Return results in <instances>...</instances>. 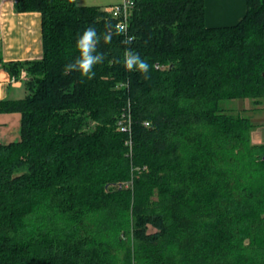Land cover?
Masks as SVG:
<instances>
[{
    "label": "trees",
    "instance_id": "1",
    "mask_svg": "<svg viewBox=\"0 0 264 264\" xmlns=\"http://www.w3.org/2000/svg\"><path fill=\"white\" fill-rule=\"evenodd\" d=\"M131 1L126 34L107 6L15 0L41 13L43 55L3 63L27 94L0 100L22 115L0 143V264H264V141L223 104L264 101V0L227 26L205 0ZM89 26L92 79L65 72Z\"/></svg>",
    "mask_w": 264,
    "mask_h": 264
},
{
    "label": "crops",
    "instance_id": "2",
    "mask_svg": "<svg viewBox=\"0 0 264 264\" xmlns=\"http://www.w3.org/2000/svg\"><path fill=\"white\" fill-rule=\"evenodd\" d=\"M80 5L110 6L123 0H76ZM247 12V0H205V18L209 26L238 23ZM43 55L42 16L39 11L19 12L15 0H0V100L26 96L25 79L4 68L3 63L40 59ZM15 78V80H13ZM19 111L0 112V143L21 138ZM261 142V141H260Z\"/></svg>",
    "mask_w": 264,
    "mask_h": 264
},
{
    "label": "clouds",
    "instance_id": "3",
    "mask_svg": "<svg viewBox=\"0 0 264 264\" xmlns=\"http://www.w3.org/2000/svg\"><path fill=\"white\" fill-rule=\"evenodd\" d=\"M117 27L123 30V25H118ZM99 39L100 37L98 36L96 29L89 26L77 41V48L79 49L80 56L74 63H70L66 66L65 72L77 70L82 76L92 79L95 76V72L93 71L94 66L98 63H102L104 59L103 55L96 50ZM110 39V34L104 36L105 43L109 42ZM124 65L127 70H139L144 74L146 79L148 78V63L131 50L126 51L124 54Z\"/></svg>",
    "mask_w": 264,
    "mask_h": 264
},
{
    "label": "rangeland",
    "instance_id": "4",
    "mask_svg": "<svg viewBox=\"0 0 264 264\" xmlns=\"http://www.w3.org/2000/svg\"><path fill=\"white\" fill-rule=\"evenodd\" d=\"M235 114L250 116L257 123V128L253 131V140L264 141V101L256 105L252 100L233 99L223 103ZM245 108V109H243Z\"/></svg>",
    "mask_w": 264,
    "mask_h": 264
},
{
    "label": "built area",
    "instance_id": "5",
    "mask_svg": "<svg viewBox=\"0 0 264 264\" xmlns=\"http://www.w3.org/2000/svg\"><path fill=\"white\" fill-rule=\"evenodd\" d=\"M133 8V2L131 0H123L121 3L110 5L106 7V10L110 13V15L117 19V26L123 25V33L127 34L128 31V23H129V17L131 15ZM22 79L27 78V71L24 70L21 75ZM15 80V78H13ZM130 116L125 118L124 120L120 121V128L122 130L128 131L131 133V124H130ZM148 125V123H146ZM127 143L131 146L132 141L129 139Z\"/></svg>",
    "mask_w": 264,
    "mask_h": 264
}]
</instances>
